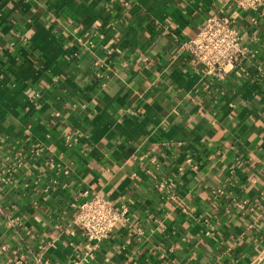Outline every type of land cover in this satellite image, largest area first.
Segmentation results:
<instances>
[{"label":"crops","instance_id":"crops-1","mask_svg":"<svg viewBox=\"0 0 264 264\" xmlns=\"http://www.w3.org/2000/svg\"><path fill=\"white\" fill-rule=\"evenodd\" d=\"M225 2L0 0V264L263 259L264 8L224 80L182 50ZM96 192L135 212L89 253L68 228Z\"/></svg>","mask_w":264,"mask_h":264},{"label":"built area","instance_id":"built-area-1","mask_svg":"<svg viewBox=\"0 0 264 264\" xmlns=\"http://www.w3.org/2000/svg\"><path fill=\"white\" fill-rule=\"evenodd\" d=\"M228 8L231 12L227 11ZM263 8L264 0H226L214 14L207 16L206 22L195 35L182 41V50L201 62L210 76L219 81L224 80L231 72L239 70L243 61L256 52L246 41V35L239 27V15L248 10L260 14ZM252 20L257 22V16ZM42 150L41 148L40 151ZM172 184L173 181L162 179L156 188L173 198ZM84 195L77 205L74 225L68 228V232L69 235L80 234L89 253H93L120 233L119 228L130 222L135 208L125 204L118 206L114 200L98 192ZM237 205L243 207L244 203L239 202ZM44 249L45 247L40 245L38 250L32 252L37 264L51 263L44 254ZM29 256V251L14 248L12 258L7 264H30ZM78 263L80 262L75 261V264Z\"/></svg>","mask_w":264,"mask_h":264},{"label":"water","instance_id":"water-1","mask_svg":"<svg viewBox=\"0 0 264 264\" xmlns=\"http://www.w3.org/2000/svg\"><path fill=\"white\" fill-rule=\"evenodd\" d=\"M263 263H264V257L258 264H263Z\"/></svg>","mask_w":264,"mask_h":264}]
</instances>
